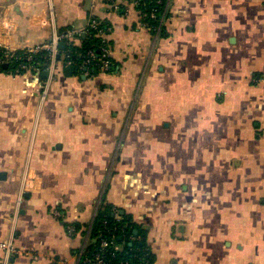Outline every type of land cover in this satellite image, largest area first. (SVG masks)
<instances>
[{
  "label": "crops",
  "instance_id": "1",
  "mask_svg": "<svg viewBox=\"0 0 264 264\" xmlns=\"http://www.w3.org/2000/svg\"><path fill=\"white\" fill-rule=\"evenodd\" d=\"M138 6L0 0V46L66 28L80 35L60 44L80 46L96 21L114 62L76 74L61 51L44 72L0 70L9 264L83 262L103 201L144 230L154 264H264V0H167L156 34Z\"/></svg>",
  "mask_w": 264,
  "mask_h": 264
},
{
  "label": "trees",
  "instance_id": "2",
  "mask_svg": "<svg viewBox=\"0 0 264 264\" xmlns=\"http://www.w3.org/2000/svg\"><path fill=\"white\" fill-rule=\"evenodd\" d=\"M138 9L142 14V20L147 24L151 33H157L156 28L160 27L161 17L165 12L167 0H138ZM155 13L156 17L151 16ZM105 25H100L98 28H91L90 31L82 36V44L80 46L73 43L66 44V46L60 49V52H66L70 55L68 60H72L74 63L75 73L78 70L90 68V70L96 74L100 68V59L102 58V47L104 41L98 36L100 29H105ZM69 28L61 30V34H65ZM160 35H163L164 28L162 26ZM110 43H107L109 46ZM5 50L0 49V70H4L5 64L9 65L8 70H21L25 69H41L45 71L49 65V53L42 51L33 56V60L29 61L28 56L21 50L18 52L19 59H13L10 62L6 58ZM89 52H94L96 58L86 65ZM107 60L111 63L113 59L108 55ZM6 62H5V61ZM3 61V62H2ZM27 66V67H23ZM117 66L114 64L111 70H114ZM82 68V69H80ZM7 70V71H8ZM104 203V204H103ZM97 216L88 226L90 228V241L83 254L82 260L87 257H92L96 252H100V238H106L108 240L115 239V242L119 245V250L114 251L109 247L105 251H101V254L105 257L108 264H144L148 261L150 264H154V254L146 242V234L130 216L115 214L112 206L102 202ZM116 215V216H115ZM118 217V218H117ZM117 218V219H116ZM77 229H80L82 225L74 224ZM139 229L138 236L135 235V230ZM132 243V245H130ZM80 264H83L81 261Z\"/></svg>",
  "mask_w": 264,
  "mask_h": 264
},
{
  "label": "built area",
  "instance_id": "3",
  "mask_svg": "<svg viewBox=\"0 0 264 264\" xmlns=\"http://www.w3.org/2000/svg\"><path fill=\"white\" fill-rule=\"evenodd\" d=\"M134 2H137L139 4L138 0H133ZM151 16L153 18L156 17L155 13L153 12L151 14ZM144 25H147L144 23ZM100 26V24L96 21H93L91 23V28H98ZM106 30L107 29H100L98 32V36L101 37L104 41V45L102 47V58L100 59V67L103 69H107L109 68L110 62L107 60V56L109 55L110 51H109V46H107V41H106ZM160 27L156 28L157 33H159ZM80 35V32L77 31H70L67 32L63 35H59L58 37H56V39L48 44V45H42V46H38L32 49H26V50H22L27 56H28V60L32 61L33 60V56L42 52V51H47L49 54V60L51 62L55 61V57L57 56V54L60 53L59 50V44L61 41L63 40H70L72 37ZM0 49L5 50V54H6V58L8 61H11L13 59H19V55H18V50H10L7 49L5 47L0 46ZM88 60L86 61V64H89L92 60H94L96 58V55L94 54V52H89L88 53ZM67 59L70 57V55H66ZM68 64H71L70 59L68 60ZM6 62V61H5ZM23 67H27V66H23ZM56 217L60 216L59 212L54 213ZM69 232L71 234L75 233V228L74 227H69ZM90 233V231H89ZM90 237V235H89ZM100 250L101 251H105L107 248L111 247L114 249V251H118L119 245L115 242V239H106V238H100ZM0 250H2L5 253V258H4V264H9L10 258L14 253H17V250L14 248L12 241H7L4 243H0ZM101 251L98 253L96 252L95 254H93L92 257H87L83 260V264H108L105 260V257L101 254ZM144 264H150L147 262H145Z\"/></svg>",
  "mask_w": 264,
  "mask_h": 264
},
{
  "label": "water",
  "instance_id": "4",
  "mask_svg": "<svg viewBox=\"0 0 264 264\" xmlns=\"http://www.w3.org/2000/svg\"><path fill=\"white\" fill-rule=\"evenodd\" d=\"M60 47H61V48H64V44L61 43V44H60ZM4 67L6 68L7 65H5ZM72 69H73L72 67H69V68H67L66 71H67L68 73H70V72L72 71ZM44 75L47 76V73H45Z\"/></svg>",
  "mask_w": 264,
  "mask_h": 264
},
{
  "label": "bare ground",
  "instance_id": "5",
  "mask_svg": "<svg viewBox=\"0 0 264 264\" xmlns=\"http://www.w3.org/2000/svg\"><path fill=\"white\" fill-rule=\"evenodd\" d=\"M4 61H5V60H4ZM2 62H3V61H2ZM9 62H10V61H9ZM8 66H9V65H8ZM4 69H5V68H4ZM7 70H8V69H7ZM74 71H75V70H74ZM48 72H49V71H48ZM87 76H88V75H87ZM84 78H85V77H84ZM104 193H105V192H104ZM104 193H103V194H104ZM104 196H105V195H104ZM104 200H105V199H104ZM98 203H99V202H98ZM103 204H104V203H103ZM101 206H102V205H101ZM119 209H120V208H119ZM60 215H61V214H60ZM120 215H121V214H120ZM61 216H62V215H61ZM115 216H116V215H115ZM117 218H118V217H117ZM117 218H116V219H117ZM93 219H94V218H93ZM91 223H92V222H91ZM72 225H73V224H72Z\"/></svg>",
  "mask_w": 264,
  "mask_h": 264
}]
</instances>
